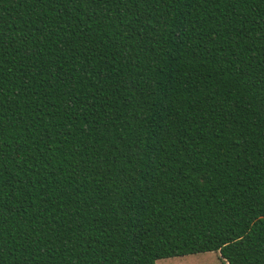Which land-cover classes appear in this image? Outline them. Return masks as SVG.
Returning <instances> with one entry per match:
<instances>
[{
    "label": "trees",
    "instance_id": "16d2710c",
    "mask_svg": "<svg viewBox=\"0 0 264 264\" xmlns=\"http://www.w3.org/2000/svg\"><path fill=\"white\" fill-rule=\"evenodd\" d=\"M264 264V0H0V264Z\"/></svg>",
    "mask_w": 264,
    "mask_h": 264
},
{
    "label": "rangeland",
    "instance_id": "374dc122",
    "mask_svg": "<svg viewBox=\"0 0 264 264\" xmlns=\"http://www.w3.org/2000/svg\"><path fill=\"white\" fill-rule=\"evenodd\" d=\"M209 260L212 264H224L220 259L218 253L210 252L204 254L191 255L180 258L163 259L156 262V264H195L199 260Z\"/></svg>",
    "mask_w": 264,
    "mask_h": 264
},
{
    "label": "snow or ice",
    "instance_id": "6c2138e0",
    "mask_svg": "<svg viewBox=\"0 0 264 264\" xmlns=\"http://www.w3.org/2000/svg\"><path fill=\"white\" fill-rule=\"evenodd\" d=\"M208 249H202L201 250V254L204 252V251H207ZM195 264H212L211 261L205 259V260H199V261H196Z\"/></svg>",
    "mask_w": 264,
    "mask_h": 264
}]
</instances>
